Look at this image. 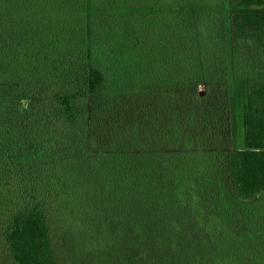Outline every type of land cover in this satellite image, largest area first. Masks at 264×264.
<instances>
[{
  "label": "trees",
  "instance_id": "trees-1",
  "mask_svg": "<svg viewBox=\"0 0 264 264\" xmlns=\"http://www.w3.org/2000/svg\"><path fill=\"white\" fill-rule=\"evenodd\" d=\"M0 212L13 264L65 217L113 264H264V0H0Z\"/></svg>",
  "mask_w": 264,
  "mask_h": 264
},
{
  "label": "rangeland",
  "instance_id": "rangeland-1",
  "mask_svg": "<svg viewBox=\"0 0 264 264\" xmlns=\"http://www.w3.org/2000/svg\"><path fill=\"white\" fill-rule=\"evenodd\" d=\"M231 92L230 148L243 147V107L245 103L244 89L235 90L231 77L229 78ZM4 214L0 212V264H13L9 259L8 250L4 244L2 232L5 226ZM66 217L55 218L53 221L52 241L56 249L60 264H113L116 260L113 248V239L100 231L97 225H85ZM87 232H90L89 238ZM108 244V245H107ZM107 248V250H106ZM111 251V252H110ZM115 259H114V258ZM114 259V260H113Z\"/></svg>",
  "mask_w": 264,
  "mask_h": 264
}]
</instances>
